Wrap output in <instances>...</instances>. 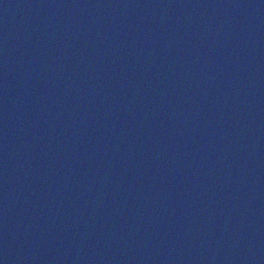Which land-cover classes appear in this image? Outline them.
Wrapping results in <instances>:
<instances>
[{"label": "water", "instance_id": "95a60500", "mask_svg": "<svg viewBox=\"0 0 264 264\" xmlns=\"http://www.w3.org/2000/svg\"><path fill=\"white\" fill-rule=\"evenodd\" d=\"M0 264H264V0H0Z\"/></svg>", "mask_w": 264, "mask_h": 264}]
</instances>
